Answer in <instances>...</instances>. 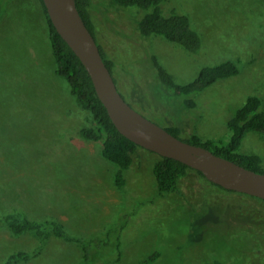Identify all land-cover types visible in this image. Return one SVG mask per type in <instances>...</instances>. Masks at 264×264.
<instances>
[{"label":"rangeland","instance_id":"1","mask_svg":"<svg viewBox=\"0 0 264 264\" xmlns=\"http://www.w3.org/2000/svg\"><path fill=\"white\" fill-rule=\"evenodd\" d=\"M1 2L0 217L20 210L32 219H56L84 238L120 239L119 248L98 245L92 264H143L157 250L150 264H264V199L221 188L196 169L176 191L161 194L153 171L160 155L144 147L119 187L118 166L104 157L102 143L80 133L94 119L56 71L43 1ZM162 5L166 14L175 7L190 16L203 38L198 53L162 35H143L138 21L146 10L92 0L97 39L114 61L118 87L145 116L180 128L182 138L197 133L227 142L228 118L249 95H259L264 108V0ZM153 55L178 83L228 59L240 72L201 92L177 94L158 78ZM241 151L261 155L264 165V133L248 132ZM39 246L36 233L16 236L0 225V264L16 250ZM38 252L12 264H79L84 253L81 244L55 236Z\"/></svg>","mask_w":264,"mask_h":264},{"label":"trees","instance_id":"2","mask_svg":"<svg viewBox=\"0 0 264 264\" xmlns=\"http://www.w3.org/2000/svg\"><path fill=\"white\" fill-rule=\"evenodd\" d=\"M76 1L87 26L97 38L96 25L90 10L92 0ZM165 1L167 0H114L115 3L122 6H137L146 10L145 14L138 21V28L143 35H162L168 40L182 45L187 50L198 53L203 46V38L200 32L193 26L190 16L180 12L175 7L169 13H164L162 4ZM44 7L50 27V42L57 61L56 71L68 79L71 92L76 97L77 102L84 109L89 110L94 119V125L83 127L80 133L86 139L100 141L102 143V154L118 166L116 182L119 187H124L127 182L125 171L132 166L134 154L142 146L138 145L118 129L107 107L99 97L87 68L69 43L58 32L47 12L45 4ZM2 10L3 6L0 0V14ZM99 46L105 62L114 73V61L107 56L103 45L99 43ZM153 60L160 81L177 94L191 95L201 92L218 80L237 75L240 72V66L236 60L228 59L218 64L205 65L193 80L187 83H178L173 73L160 62L157 55H153ZM115 79L118 83L116 76ZM187 103L190 106L196 105L194 99H188ZM227 122L231 131L227 142L204 139L197 133L192 134L186 140L203 145L215 153L233 159L248 168L264 172V165H262L263 158L261 155L245 154L241 151L243 139L248 132L258 131L264 133L263 99L259 95H249L244 104L232 113ZM167 128L175 135L180 136V128L176 126H168ZM190 169L194 168L181 160L160 155V159L153 165L159 192L165 194L176 191L181 178L187 175ZM1 224L7 225L16 236L34 232L40 241V246L36 249L16 250L11 253L8 256L6 264L28 260L37 256L39 254L38 251L45 242L54 236L81 244L84 253L82 261L79 264H92L93 252L95 249H102V246L98 245L103 244L106 246L109 243L111 246L114 244L119 248L121 244L119 238H111L110 235L106 237H104L105 235H100L93 238H84L75 235L62 222L56 219H32L20 210L11 211L2 215L0 217ZM159 256L160 251L157 250L143 264H150L159 258Z\"/></svg>","mask_w":264,"mask_h":264},{"label":"water","instance_id":"3","mask_svg":"<svg viewBox=\"0 0 264 264\" xmlns=\"http://www.w3.org/2000/svg\"><path fill=\"white\" fill-rule=\"evenodd\" d=\"M58 32L80 57L97 93L118 129L138 145L173 157L200 171L211 182L264 199V172L248 168L213 150L175 135L134 108L118 87L98 39L87 26L76 0H43Z\"/></svg>","mask_w":264,"mask_h":264},{"label":"bare ground","instance_id":"4","mask_svg":"<svg viewBox=\"0 0 264 264\" xmlns=\"http://www.w3.org/2000/svg\"><path fill=\"white\" fill-rule=\"evenodd\" d=\"M47 45H48V44L46 43V46H47ZM49 47H50V46H49ZM49 47H48V48H49ZM44 48H45V47H44ZM56 68H57V67H56ZM56 68H55V69H56ZM54 81H55V80H54ZM245 154H246V153H245ZM133 162H134V161H133ZM262 165H263V164H262ZM263 168H264V167H263ZM27 215H28V214H27Z\"/></svg>","mask_w":264,"mask_h":264}]
</instances>
